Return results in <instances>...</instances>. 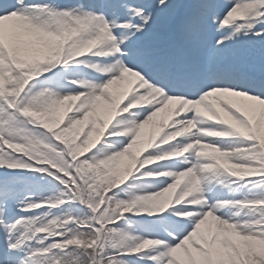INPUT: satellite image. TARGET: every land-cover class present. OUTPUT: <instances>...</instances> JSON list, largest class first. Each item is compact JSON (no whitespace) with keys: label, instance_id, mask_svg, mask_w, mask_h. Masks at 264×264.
Here are the masks:
<instances>
[{"label":"snow or ice","instance_id":"obj_1","mask_svg":"<svg viewBox=\"0 0 264 264\" xmlns=\"http://www.w3.org/2000/svg\"><path fill=\"white\" fill-rule=\"evenodd\" d=\"M0 264H264V0H0Z\"/></svg>","mask_w":264,"mask_h":264}]
</instances>
